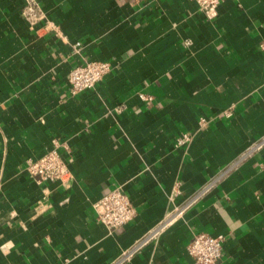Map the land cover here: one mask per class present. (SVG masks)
Wrapping results in <instances>:
<instances>
[{
	"label": "crops",
	"instance_id": "crops-1",
	"mask_svg": "<svg viewBox=\"0 0 264 264\" xmlns=\"http://www.w3.org/2000/svg\"><path fill=\"white\" fill-rule=\"evenodd\" d=\"M36 1L32 24L0 0V264H110L182 207L126 264H191L202 232L224 237L221 264H264V0L213 18L191 0ZM86 61L112 70L72 95ZM55 141L67 186L26 170ZM118 187L137 217L109 232L94 205Z\"/></svg>",
	"mask_w": 264,
	"mask_h": 264
},
{
	"label": "built area",
	"instance_id": "built-area-1",
	"mask_svg": "<svg viewBox=\"0 0 264 264\" xmlns=\"http://www.w3.org/2000/svg\"><path fill=\"white\" fill-rule=\"evenodd\" d=\"M26 4L23 10V16L32 24L43 20L40 12V5L36 0H25ZM196 3L199 10L208 18H213L218 8L224 0H191ZM59 31L56 26L49 27ZM80 44H77L79 46ZM112 67L108 62L86 61L85 63L73 68L68 77L72 95L82 94L94 90L104 78L111 72ZM226 116H231V111L224 112ZM201 127L207 125L206 119H201ZM193 139L190 133L182 134L178 140V146H186ZM264 140L258 144L257 148L262 147ZM54 149L37 160H29L27 163V172L39 183L59 182L67 186L72 178L68 160L60 152L62 147L57 141L54 142ZM70 153L68 146H63ZM210 187L197 194L194 200L203 196ZM97 215V221L102 224L109 232L118 230L132 223L137 217V210L131 199L125 193L122 187L111 190L106 196L94 205ZM185 208H178L169 218L158 228L151 231L143 239L139 240L128 251L114 259L110 264H126L129 260L148 242L155 239L160 232L170 223L174 217H179L184 213ZM224 237L213 236L208 233L196 234L188 246V253L192 257L191 264H221L224 248Z\"/></svg>",
	"mask_w": 264,
	"mask_h": 264
}]
</instances>
